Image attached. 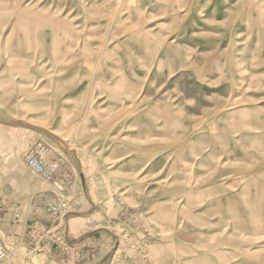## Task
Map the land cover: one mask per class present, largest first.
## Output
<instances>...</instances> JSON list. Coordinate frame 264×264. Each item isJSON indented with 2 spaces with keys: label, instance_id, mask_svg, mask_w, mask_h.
I'll return each instance as SVG.
<instances>
[{
  "label": "rangeland",
  "instance_id": "374dc122",
  "mask_svg": "<svg viewBox=\"0 0 264 264\" xmlns=\"http://www.w3.org/2000/svg\"><path fill=\"white\" fill-rule=\"evenodd\" d=\"M40 139L66 193L24 161ZM0 187L10 264H66L25 232L60 199L77 264H264V0H0Z\"/></svg>",
  "mask_w": 264,
  "mask_h": 264
},
{
  "label": "built area",
  "instance_id": "2783aa9c",
  "mask_svg": "<svg viewBox=\"0 0 264 264\" xmlns=\"http://www.w3.org/2000/svg\"><path fill=\"white\" fill-rule=\"evenodd\" d=\"M24 161L29 168L42 177L46 184L51 186L50 191L55 194L66 193L75 185V165L68 156L54 151L46 140L40 139L34 143L26 151ZM121 203L125 204L122 200ZM47 211L51 222L37 216H28L26 219L25 232L29 233L30 244L35 250L46 253H52L54 246L57 245L61 254L64 255L61 259L64 263H79L83 257L82 249L87 246V243L82 239H80L81 242H74L76 239L67 240L66 238L65 227L67 226L64 221L73 213L70 203L60 199L52 203ZM14 217L16 220L20 218L17 213ZM133 248L135 254L132 259L124 257L122 264H158L149 258L146 245H137ZM118 251L120 250H117L116 254ZM13 255V251L7 243L0 238V262L11 263ZM111 262L115 263L114 258H111Z\"/></svg>",
  "mask_w": 264,
  "mask_h": 264
},
{
  "label": "crops",
  "instance_id": "0c3cea01",
  "mask_svg": "<svg viewBox=\"0 0 264 264\" xmlns=\"http://www.w3.org/2000/svg\"><path fill=\"white\" fill-rule=\"evenodd\" d=\"M16 213H14L13 215H12V217H14V215H15ZM12 217H10V220H8L6 217H5V222H7V220L8 221H12L11 220V218ZM16 221V220H15ZM24 224H25V222H24ZM9 229H8V233H11V234H19L18 233V231H17V225H16V223L15 224H9V227H8ZM89 238V240L92 238V236H90V237H88ZM101 243H98L97 241H90L89 243H88V250H87V252H85L86 254H85V256H84V263L83 264H90L91 263V261H92V257H90L89 256V251L90 252H92V253H94V255H96L95 253V251H97L98 249H99V245L101 246V244H102V241H100ZM89 256V257H88ZM88 257V258H87ZM87 258V259H86ZM93 259H95L94 260V262L96 261V258H94L93 257ZM156 263H158V264H161L159 261H155ZM169 264H171V263H169Z\"/></svg>",
  "mask_w": 264,
  "mask_h": 264
},
{
  "label": "bare ground",
  "instance_id": "6f19581e",
  "mask_svg": "<svg viewBox=\"0 0 264 264\" xmlns=\"http://www.w3.org/2000/svg\"><path fill=\"white\" fill-rule=\"evenodd\" d=\"M29 176V175H28ZM72 195H73V197L74 196H76V193H75V191L73 190V192H72ZM71 217L73 216V217H77V214H74V210H73V213L70 215ZM13 259H14V255H13ZM7 264H10V263H7Z\"/></svg>",
  "mask_w": 264,
  "mask_h": 264
}]
</instances>
